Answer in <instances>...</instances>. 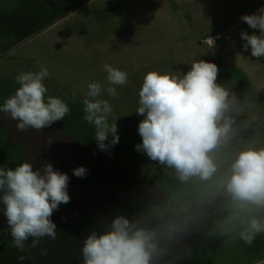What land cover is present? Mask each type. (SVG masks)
I'll return each mask as SVG.
<instances>
[{"label": "rangeland", "instance_id": "obj_1", "mask_svg": "<svg viewBox=\"0 0 264 264\" xmlns=\"http://www.w3.org/2000/svg\"><path fill=\"white\" fill-rule=\"evenodd\" d=\"M84 1L0 0V15L4 17L0 23V52L11 43L24 39V36L30 34L25 41L35 36L41 28V34L20 46L19 51L25 56L43 59L41 65L50 73L45 78L48 91L72 92L69 96L73 92H81L87 96L90 83L101 84L105 91L98 99L109 100L113 111L107 119L110 125L116 121L119 134L118 144L111 149L118 155H133L135 163L159 178L165 188H169V178L175 180L180 192L194 203L203 204L195 205L196 217H203L205 212L211 216L210 221L204 223L191 225L186 221L190 264H256L264 260V233L259 234L251 245L239 239V220L229 223L234 209L230 199L215 183L228 173L239 152L250 148L240 139H254L257 141L253 143L255 149H260L258 144L264 143V122L256 117L260 112L244 110L245 91L256 92L254 85L257 78L252 67L255 65L257 69L264 57L244 63L232 58H219L213 47L198 41L202 33L219 21L218 15L221 18L224 16L225 7L235 1L215 2L217 6L224 7L222 10L217 6H207L213 0H89L78 7ZM71 10L74 11L67 15ZM65 14L67 18L45 31L47 24ZM241 27L244 32L250 29L247 23ZM227 39L221 41L218 51L225 49ZM196 60L218 66L216 82L229 94L235 92L238 103L232 102L228 112L234 120L228 140L212 153L219 163L218 172L208 181L193 177L183 182L174 168L136 150V145L142 142L138 125L145 118L136 111L140 106L139 91L146 73L157 71L182 76ZM55 64L67 70L68 74L73 72L69 79L72 80L75 75L81 78L76 83L58 84L56 77L59 73L55 68L58 66ZM105 64L128 75L126 84L114 86L118 93L115 98L106 91L109 83ZM234 109L238 111L234 113ZM77 117L84 126L96 132L95 126L84 120L83 104ZM239 121L242 127L235 128L234 124ZM256 126L263 133L255 130ZM109 137L111 141L112 137ZM228 143H234L236 150ZM164 172L167 173L165 179L162 177ZM244 216V212L239 213L241 219ZM260 217L264 219V213H260ZM226 228L230 231H225Z\"/></svg>", "mask_w": 264, "mask_h": 264}, {"label": "clouds", "instance_id": "obj_2", "mask_svg": "<svg viewBox=\"0 0 264 264\" xmlns=\"http://www.w3.org/2000/svg\"><path fill=\"white\" fill-rule=\"evenodd\" d=\"M240 19L260 31L259 35L241 32L244 49L250 47L251 55L257 59L264 57V8L254 14H244ZM191 65L182 76L157 71L146 73L136 111L145 117L138 125L142 142L136 145V150L174 168L183 182L193 177L208 181L215 176L219 163L212 153L228 140L234 122L228 115L233 102L229 91L216 82L218 66L205 60H196ZM104 70L109 83L106 91L115 98L118 93L114 86L126 84L128 75L109 64L104 65ZM49 75L46 67L37 73H19L15 79L20 87L0 106V112L17 121L19 132L49 127L69 113V106L61 98L48 96L45 101L48 89L43 81ZM103 91L99 82L88 85L83 100L84 120L95 126L98 148L108 152L118 144L119 134L116 121L110 125L107 119L113 111L109 100L98 99ZM87 172L84 166L73 169V175L80 178ZM68 183V174L55 170L51 163L36 171L28 161L15 169L0 167V192L3 193L0 202L14 246L23 250L29 237L34 238L28 245L30 248L40 238H56L57 226L51 216L62 203L69 202ZM215 183L234 209L229 223L239 220V239L251 245L264 233V219L260 217L264 213V148L240 151L228 173ZM240 212L245 213L242 219ZM156 249L153 232L137 228L125 217H116L109 230L99 235L93 231L84 241L83 264H151ZM18 258L23 260L25 256ZM256 264H264V260Z\"/></svg>", "mask_w": 264, "mask_h": 264}, {"label": "flooded vegetation", "instance_id": "obj_3", "mask_svg": "<svg viewBox=\"0 0 264 264\" xmlns=\"http://www.w3.org/2000/svg\"><path fill=\"white\" fill-rule=\"evenodd\" d=\"M72 12L73 10L67 15H71ZM67 15L47 24L45 31L67 18ZM3 19L4 17L0 15V23ZM41 30L38 29L35 36L40 35ZM35 36L26 41L27 37L24 36V39L11 43L0 52V106L20 87L15 79L19 73L29 71L37 73L41 69L43 59L25 56L19 51L20 46H24ZM57 66L55 68L59 73V77H56L58 84L76 83L81 78L75 75L71 80L68 77L73 72L68 74L67 70ZM43 83L45 84V79ZM69 93L72 92L48 91L45 94V101L48 96L59 97L70 109L64 119L54 124L73 133L83 142L98 147L95 133L84 126L77 117L83 104L81 100L86 96L81 92H75V97H72L73 95L69 96ZM2 121L0 112V167L15 169L28 161L32 163L34 171L41 169L45 161L31 160L23 147V141L10 138L8 129L1 125ZM114 154L129 166L136 168L138 172L151 176L160 183L159 178L135 163L133 155H118L116 151ZM85 168L88 172L82 178L74 176L73 169L67 171L70 200L66 204L62 203L52 213L51 220L57 226L55 239L40 238L38 244L30 248L28 245H31L34 238L29 237L23 250L14 246L4 206L0 202V264H83L82 248L87 237L93 231L99 235L109 230L112 221L121 216L127 218L137 228L155 234L157 249L152 254L151 264H180L179 238L182 234L186 235V221L194 225L211 219L206 212L203 217H196L195 205L203 204L200 202L196 204L187 198L185 193L180 192L178 184L172 178L168 180L169 188L160 183L163 190L159 195H155L142 183L106 173L95 166ZM162 177L167 178V173L164 172ZM2 195L0 192V196ZM22 255L25 259L20 260L18 257Z\"/></svg>", "mask_w": 264, "mask_h": 264}, {"label": "water", "instance_id": "obj_4", "mask_svg": "<svg viewBox=\"0 0 264 264\" xmlns=\"http://www.w3.org/2000/svg\"><path fill=\"white\" fill-rule=\"evenodd\" d=\"M88 1L80 3L78 7ZM2 118L1 125L8 129L10 138L23 141V147L31 160H43L45 164L51 163L55 170L62 173L80 166H95L106 173L142 183L155 195H159V192L163 190L158 181L129 166L114 154L115 151L111 149L108 152L101 151L98 147L83 142L73 133L54 123L40 130L29 128L26 132H19L16 128L17 121H12L4 113ZM49 137H51V143H49ZM179 244L180 264H190L189 246L185 234L179 238Z\"/></svg>", "mask_w": 264, "mask_h": 264}, {"label": "crops", "instance_id": "obj_5", "mask_svg": "<svg viewBox=\"0 0 264 264\" xmlns=\"http://www.w3.org/2000/svg\"><path fill=\"white\" fill-rule=\"evenodd\" d=\"M227 2L229 1H235L231 6L225 7L224 11L226 12L224 16L221 18L219 15V21L216 22L212 27L209 28V30L205 33H202L200 37L198 38V41L202 42V40L208 36L211 35H218V41L215 46H209L213 47L216 50L217 56L219 58H232L240 63L248 62L250 59H256V57H253L251 55V48L249 47L247 50L244 49L243 45L245 44V41L241 38V32H244V29L241 27V25L245 24L240 18L244 14H254L257 13L259 9L264 8V0H225ZM215 2H219V0H213L212 4H207L209 8H214L217 6ZM223 6H217V9L222 10ZM249 34L255 33L256 35L260 34L259 29H248L247 31ZM228 37V41L226 44H228L225 49L218 51L217 47L221 44V41ZM203 43V42H202ZM232 63V62H230ZM258 68L256 69V66L253 65L252 71L256 73V82L254 85V89L256 92H246V103L244 105V110L246 112H260L257 114V118L260 117V119H263L264 122V59H261L258 63ZM229 99L233 101L234 104L238 103L236 102V93H230ZM240 104V103H239ZM241 105V104H240ZM241 109V108H240ZM238 109H234V113L237 112ZM240 115V113L238 114ZM236 115V116H238ZM251 119V118H250ZM235 128L242 127V123L239 121L234 124ZM250 127L251 124H250ZM257 127V126H256ZM255 130L263 133V131L259 130L257 127L254 128ZM243 144L247 147L253 148V143L257 142L254 139L251 138H244L240 139ZM230 147H233L235 149L234 143H228ZM258 148H264V143L261 142V144H258Z\"/></svg>", "mask_w": 264, "mask_h": 264}, {"label": "built area", "instance_id": "obj_6", "mask_svg": "<svg viewBox=\"0 0 264 264\" xmlns=\"http://www.w3.org/2000/svg\"><path fill=\"white\" fill-rule=\"evenodd\" d=\"M218 41V35H211L202 40L204 44L210 45V46H215Z\"/></svg>", "mask_w": 264, "mask_h": 264}]
</instances>
